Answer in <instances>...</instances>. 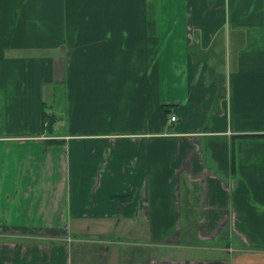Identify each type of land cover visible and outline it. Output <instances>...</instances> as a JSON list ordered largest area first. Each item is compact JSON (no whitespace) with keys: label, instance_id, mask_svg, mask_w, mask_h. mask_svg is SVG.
<instances>
[{"label":"crops","instance_id":"0c3cea01","mask_svg":"<svg viewBox=\"0 0 264 264\" xmlns=\"http://www.w3.org/2000/svg\"><path fill=\"white\" fill-rule=\"evenodd\" d=\"M0 264H264V0H0Z\"/></svg>","mask_w":264,"mask_h":264},{"label":"built area","instance_id":"2783aa9c","mask_svg":"<svg viewBox=\"0 0 264 264\" xmlns=\"http://www.w3.org/2000/svg\"><path fill=\"white\" fill-rule=\"evenodd\" d=\"M176 119V117H172V120L174 121ZM48 125V122H46V126Z\"/></svg>","mask_w":264,"mask_h":264}]
</instances>
